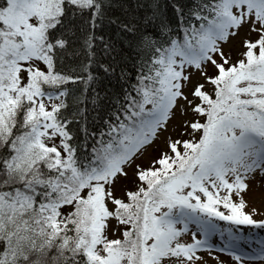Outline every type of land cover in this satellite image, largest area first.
<instances>
[{"label": "snow or ice", "instance_id": "1", "mask_svg": "<svg viewBox=\"0 0 264 264\" xmlns=\"http://www.w3.org/2000/svg\"><path fill=\"white\" fill-rule=\"evenodd\" d=\"M0 264H264V0H0Z\"/></svg>", "mask_w": 264, "mask_h": 264}]
</instances>
